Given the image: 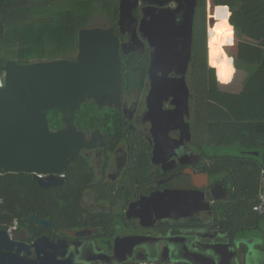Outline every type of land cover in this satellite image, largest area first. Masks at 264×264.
<instances>
[{
    "label": "flooded vegetation",
    "instance_id": "obj_1",
    "mask_svg": "<svg viewBox=\"0 0 264 264\" xmlns=\"http://www.w3.org/2000/svg\"><path fill=\"white\" fill-rule=\"evenodd\" d=\"M127 1L132 4L127 17L121 19L119 0L116 21L110 23L103 18L97 26L112 28L119 41V98L112 102L88 98L82 104L87 112L95 113V124L79 125L76 114L75 125L95 145L83 147L63 175L65 181L75 160L83 164L85 179L81 182L87 189L82 195L80 217L89 220L79 227L61 229L53 223L47 226L50 232L30 241L25 240V228L11 231L14 239L28 244L47 236L48 241L39 249L59 258L63 254L62 259L72 263L165 264L170 259L167 239L185 241L179 237L185 231L205 247L210 237L227 231L225 221L244 211L249 217L256 215L255 207H250L253 200L245 210L240 209L233 197L235 185L211 171L216 155L207 148L213 145L210 112L202 98L205 88L199 82L194 61L199 50L195 38L198 0L191 40L188 18L194 0ZM216 184L227 186L226 198L215 199L226 194L220 187L213 189ZM183 190L190 192L191 201L176 212L180 218L160 219V212L153 210L158 207L157 200L160 202L166 193ZM99 218L109 223L99 222ZM155 218V225L150 226ZM241 220L246 218L234 222L239 229L246 228L247 224L240 225ZM247 223L252 228L260 225L251 224V219ZM145 243L156 247L152 256L143 250Z\"/></svg>",
    "mask_w": 264,
    "mask_h": 264
},
{
    "label": "trees",
    "instance_id": "obj_2",
    "mask_svg": "<svg viewBox=\"0 0 264 264\" xmlns=\"http://www.w3.org/2000/svg\"><path fill=\"white\" fill-rule=\"evenodd\" d=\"M118 12L119 0H0V65L8 60L74 59L80 30L90 27L97 17L113 23ZM195 21L199 50L194 61L205 88L202 98L210 112L211 141L243 150L240 155H216L211 171L235 185L233 197L240 209L245 210L249 200L254 208L264 170V0H208V44L207 0H198ZM223 28L228 34L220 40ZM232 46H236L233 55L226 49ZM236 74L242 78L241 89L223 90ZM85 107L78 110L77 123L94 126L95 113ZM61 117L59 111H49L53 129L62 126ZM82 167L79 159L75 160L69 177L50 187L41 186L32 172L0 168V229L15 233L25 228V240L30 241L51 231L29 221L32 214L52 219L58 229L79 227L89 220L80 217L87 189L81 182L85 179ZM245 215L244 211L223 226L239 229L234 221L245 219ZM256 217L258 221L261 215L256 212ZM98 221L109 223L104 218Z\"/></svg>",
    "mask_w": 264,
    "mask_h": 264
},
{
    "label": "water",
    "instance_id": "obj_3",
    "mask_svg": "<svg viewBox=\"0 0 264 264\" xmlns=\"http://www.w3.org/2000/svg\"><path fill=\"white\" fill-rule=\"evenodd\" d=\"M137 3L138 0L134 4ZM131 5L127 0H121V19L130 13ZM195 5L196 0L188 18L190 40ZM156 29L161 35L160 27ZM188 55L191 56V49ZM189 60L187 58L186 66ZM121 67L118 38L112 28L103 27L80 30L75 60L61 58L31 63L8 60L0 65L4 75V83L0 85V168L32 172L43 187L62 184L64 173L81 149L95 145V141H88L75 125L78 110L88 98L101 97L103 101L110 102L118 100ZM52 110L62 114V128H52L49 119V111ZM216 187L222 188L226 194L217 195L215 199L226 198L227 186L216 184L213 189ZM198 192L200 195L203 193L201 189ZM200 195L199 202L202 201ZM157 201L158 207L153 210L160 212V219L178 220L180 217H176V212L189 205L191 195L186 190L173 191ZM29 221L43 226L53 225L52 219H41L36 214H32ZM156 221L157 218L150 226H154ZM225 235V232L216 233L205 247L200 246L195 235L188 233L179 234L180 238H185L182 242L167 239L170 259L165 264L171 261L179 264H240L238 252L242 238ZM46 241L48 237L42 236L28 244L14 239L10 230L0 229V264H80L72 263L68 258L62 259L65 257L63 254L59 258L55 253H44L39 245ZM32 248L35 249V257H32ZM142 248L151 256L156 252V247L146 243Z\"/></svg>",
    "mask_w": 264,
    "mask_h": 264
},
{
    "label": "rangeland",
    "instance_id": "obj_4",
    "mask_svg": "<svg viewBox=\"0 0 264 264\" xmlns=\"http://www.w3.org/2000/svg\"><path fill=\"white\" fill-rule=\"evenodd\" d=\"M102 22H104V19L97 17L94 20H92V22L90 23V27L100 26L102 24ZM208 23H209V21H208V2H207V33H208L207 34V36H208L207 44L209 42ZM227 34H228V32H227L226 28H223L222 30H220L219 31L220 40H224L227 37ZM235 47L236 46H232V47H228L226 49L228 50V52H230L233 55L235 53ZM241 79H242L241 76L236 74L234 80L231 83H229V84H224V86H222V89L223 90H227V91H232V92L239 91L241 89V86H242ZM3 83H4V75H1L0 76V85L3 84ZM207 148L211 152H213L215 155H220V156H223V155H240V154L243 153V150H241V148L239 146H237V145H233V146H219V145L215 144V145H211V147L208 146ZM241 222H246V221L245 220H241ZM248 229H250V230H248L246 232L247 235L253 234L256 237H259V238L262 237V239L264 240V214L262 216V219L260 220V225H259L258 228L250 227ZM259 255L260 254H258V257H257V255L254 256V258L257 257L258 259L256 258L255 261H251L249 263H251V264H260L261 260H260V256Z\"/></svg>",
    "mask_w": 264,
    "mask_h": 264
},
{
    "label": "crops",
    "instance_id": "obj_5",
    "mask_svg": "<svg viewBox=\"0 0 264 264\" xmlns=\"http://www.w3.org/2000/svg\"><path fill=\"white\" fill-rule=\"evenodd\" d=\"M259 215H261V217L258 221L256 219L257 218L256 215L255 216L252 215L251 217L245 215L244 218H246V222H244L243 224L244 225L247 224L246 228L244 227L243 229L242 228L241 229H236V228L230 229L228 227L226 229L227 231L225 233L228 237L236 235L237 237L242 238V244H241V247L239 248V252H238V259H239L240 264H251L249 262L255 261V259L258 257V254H260L259 255L260 260H261L260 264H264V242H263L264 240L262 239V237L259 238L253 234L247 235V233H246L248 230H250V229H248L250 227V225L247 223V220L251 219V224L254 222H255V224H260V220L262 219L263 214H259ZM183 233L186 234L185 231ZM220 233H222V232H220ZM213 237H215V235L210 237L209 241L211 239H213ZM256 255H257V257L254 258V256H256Z\"/></svg>",
    "mask_w": 264,
    "mask_h": 264
},
{
    "label": "built area",
    "instance_id": "obj_6",
    "mask_svg": "<svg viewBox=\"0 0 264 264\" xmlns=\"http://www.w3.org/2000/svg\"><path fill=\"white\" fill-rule=\"evenodd\" d=\"M255 210L259 214H264V170L261 176L260 188H259V194H258V203L255 206ZM10 231H12V229H10Z\"/></svg>",
    "mask_w": 264,
    "mask_h": 264
}]
</instances>
